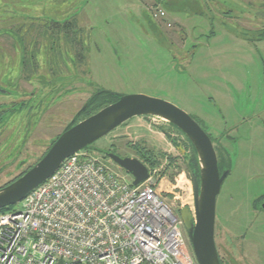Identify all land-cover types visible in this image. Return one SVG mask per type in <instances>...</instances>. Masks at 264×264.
<instances>
[{
  "label": "rangeland",
  "instance_id": "rangeland-1",
  "mask_svg": "<svg viewBox=\"0 0 264 264\" xmlns=\"http://www.w3.org/2000/svg\"><path fill=\"white\" fill-rule=\"evenodd\" d=\"M246 1L213 0L217 5L214 11L207 10L210 8L207 0H29L31 4L26 6L32 11L30 14L43 16L39 10L46 9L44 16L49 14L63 19L73 6L82 4L79 14L71 22L85 27L82 37L85 38L89 64L86 81L91 90L161 99L195 118L213 137L220 138L224 132L220 139L221 153L226 155L229 173L216 198L215 227L221 229L229 244L234 242L235 231L245 230L250 234L256 228L264 236V213L259 212L255 217L251 207L257 197L264 195V38L259 41L258 32L241 27L248 26L243 17L264 26V0ZM3 3L0 0V18H6L10 9ZM201 12L202 16L199 15ZM209 18L214 23L212 29ZM189 19L193 23L189 26L195 25L196 20L203 23L198 26L199 32H194L202 45L193 57L189 55L185 69L182 66L174 68L170 53L182 45L180 33L185 28L183 22L188 23ZM178 22L183 23V27ZM159 25L164 27L163 30ZM151 28H156L159 35L153 34ZM208 34L211 35L209 40ZM168 39L175 44L171 45ZM0 43L5 45L4 41ZM191 47L189 41L184 45L185 49ZM62 51L68 52L67 49ZM4 60L1 54L3 65ZM64 63L67 67L63 72L72 73L70 60L66 59ZM10 69H13L11 76L15 77L16 65ZM46 83L39 91L59 89L60 104L55 107V112L40 118L42 130L38 129L28 141L27 136L19 135V146L22 140L23 144L26 142L24 156L27 163L20 169H13V175L41 158L54 136L71 121L73 111L78 110L87 98L76 90L78 92L61 103L65 94L61 87L68 86L65 78L60 76ZM79 84L76 86L80 87ZM49 102V98L43 99L38 105V114H31L30 109L28 133L39 123L38 116ZM148 117L130 118L92 146L102 151L114 144L118 153L124 155L132 153L128 144L141 143L156 155L176 157L177 149L169 138L182 139V135L167 122ZM159 127L170 135L169 138ZM16 144L14 138H5L1 149L12 150ZM178 163V170H169L166 174L158 170L159 178L155 183L165 201L179 214V210L186 207L193 211V190L187 169ZM8 176L7 172L0 173V188ZM256 204L258 209L259 203ZM19 207L20 203L14 205L13 210ZM256 235L255 238L246 236L244 242H234L237 250L242 248L248 257L245 261L242 258L241 264H264V237Z\"/></svg>",
  "mask_w": 264,
  "mask_h": 264
},
{
  "label": "built area",
  "instance_id": "built-area-1",
  "mask_svg": "<svg viewBox=\"0 0 264 264\" xmlns=\"http://www.w3.org/2000/svg\"><path fill=\"white\" fill-rule=\"evenodd\" d=\"M103 155L69 156L17 210L0 212V264H197L156 187Z\"/></svg>",
  "mask_w": 264,
  "mask_h": 264
},
{
  "label": "flooded vegetation",
  "instance_id": "flooded-vegetation-1",
  "mask_svg": "<svg viewBox=\"0 0 264 264\" xmlns=\"http://www.w3.org/2000/svg\"><path fill=\"white\" fill-rule=\"evenodd\" d=\"M3 1L5 5L10 6L9 13H6V18H0V42L4 41L5 43L4 46L0 43V55L3 54V57L6 60H4V65L3 62H0V173L7 172L9 174L7 181L3 185L5 186L17 179L26 170H28V168L31 167L30 166L26 168L24 171L18 174H12L13 169H20L22 164L27 163V158H25L24 156L26 142H24L23 144L24 140H22V144L19 146V135L21 134L22 137L27 136L26 141H28V138L30 139L31 137H33V134H35L38 129L42 130L43 121L40 123V118L42 119L44 115L50 114L51 112H55V107L60 104V93L57 94L59 89H57L56 91V89L54 88L52 90H47L45 93H43V91H39V87L41 85H47L48 83L46 82L56 80L57 78L62 76L66 80L65 85L68 86H66L65 88L64 86L57 83V86H62L61 88H64L65 90V94L63 96V99L61 100V103H63L64 100H66L69 96H73V93L78 92L76 90L81 91V93L83 92L84 95L87 96L85 102L78 110H76L75 112L72 110L73 116L70 117L71 121L65 126L62 132H64L71 126L83 121L84 119H87L88 117L92 116L104 107L116 102L118 99L110 104H107L98 111L87 115V109L91 98L93 96H97L101 92L108 91L99 89L91 90L87 86L88 82L86 81V78L87 76H89V64L87 61V49L83 42L85 38L82 37L83 30L85 29V27H82L78 24H73L71 22L72 19L79 14L78 10H81L82 4L77 7L73 6L71 8V12L66 16V18L60 19L56 17H50L49 14L48 16H44L46 9H38L39 11H41V15L43 16H38L36 13L30 14L32 11L26 7L28 6V4H31V2L29 3V0ZM207 1L209 2L206 3L210 4V8L207 10L214 11L216 3L214 4V2H212L213 0ZM50 3L51 1L49 2V4ZM202 13L203 12H201V14L199 15L202 16ZM27 15L31 16L27 17ZM210 18L208 19V23H210L209 27L210 29H212L211 27L214 23L213 20H211ZM242 19H244L246 23L248 22V26H242L240 24L241 27L247 29L248 31H255L256 33L258 32L257 40L262 41V39L264 38V26L262 25V23H259L255 20L254 22H250L248 20V17H243ZM190 21V19L188 20V23L182 21L183 23H185V28L183 27V23L178 22V25L183 27L180 33L182 45H177L178 50H173L170 53L172 54L171 62L174 65V68H177V66H182V68L185 69V62L188 61V58L193 57L195 50L202 45L200 39L195 38L194 32H199L200 29H198V26L199 24L203 25V23H199V21L201 20H196V22L194 23L195 25L189 26L190 24H193ZM66 22L68 24L64 25V23ZM166 26L170 27V25ZM159 28L162 29L164 27L162 25H159ZM151 31L153 34L159 35V32L156 28H151ZM210 34H212V32H210ZM210 34H208L207 36L208 40L211 36ZM168 40L171 41L170 39ZM188 41L191 43V48H193L194 51L193 49L190 50L191 48H184L185 43H187ZM171 42V45L175 44L173 41ZM65 49H67L68 52L62 51ZM57 52H61L62 54H57ZM185 53L187 54L186 57L184 55ZM66 59L70 60L73 67V71L70 74H66L63 72V70L67 67L64 63ZM14 65H16V75L15 77H12L11 75L13 73V69L10 68ZM39 70L41 72H39ZM179 73L183 72L179 71ZM77 83H80V87L76 86ZM49 84L52 85V83ZM117 96L119 98V95ZM44 98H49L50 102L47 104L48 106L46 107V109H44L42 115L38 116V122L40 124L37 123L29 131L30 133H28L27 131L30 128L28 120L30 116L29 111L31 109V114H38V105L43 102ZM28 102H32V104L29 105ZM62 106L66 108V106ZM68 110L71 111V109ZM148 118L152 120L154 119V116ZM190 118L201 128V130L210 139L214 151L216 153L217 166L219 172L221 173L223 171H227L229 173L227 169L228 167L226 166L227 162L225 161L226 155H224L223 152L221 153L222 147L220 144V139L225 135L224 132L222 133V137L220 138L213 137L211 134L206 132V130L200 125V122H198L195 118L191 116ZM124 123L120 125H123ZM51 126L53 128L56 127V125L53 126L52 124ZM168 126L173 130L177 131L179 134H181L182 139H175L171 137L169 138L170 135L159 127L160 131L164 135H169L168 138L172 146L177 149L176 157L164 154L166 155V159L162 162L160 166H154L152 169H150V164L147 162V153L149 149L141 143L128 144V147L132 151V153H126L124 155L118 153L114 144L111 145L109 149H104L102 151L106 153L115 154L122 158H136L141 163H143L147 167V169H155L160 171L163 167H165L167 163H169L167 157H172L174 158V162L170 167L171 170H178V162H181L183 166L187 169V174L191 181L190 171L193 170L195 162L193 161V154L191 151V146L189 145L190 142L185 137V135L182 134L174 125L168 123ZM16 133L18 134L16 135ZM61 133L59 132L57 135L54 136V138L50 141L49 146L45 150L44 154ZM5 138H14L17 141L16 146L12 150H9L7 148L1 149V143L2 141H4ZM92 148H94V146H92ZM218 158H220V161L218 160ZM256 203H259L258 209L256 208ZM251 207L256 213L255 217H258L260 213H264V195L257 197L252 202ZM263 225L264 223L262 221V226ZM215 229H217L218 231L216 230V232ZM215 229L214 242L220 264H241L242 258L243 260L248 259V257H246L245 251H243L242 248L240 250H237L236 245L234 244L235 241L244 242L246 236L255 238V236L257 237L256 234H260V237L262 238L264 237L263 232L257 231L256 228H253L250 234H247L248 231L245 230L244 232L235 231L236 233L233 235L234 242L229 244L230 242L226 241L223 233L221 232V229L218 227H215ZM239 245H241V243ZM188 246L190 248L189 242Z\"/></svg>",
  "mask_w": 264,
  "mask_h": 264
},
{
  "label": "water",
  "instance_id": "water-1",
  "mask_svg": "<svg viewBox=\"0 0 264 264\" xmlns=\"http://www.w3.org/2000/svg\"><path fill=\"white\" fill-rule=\"evenodd\" d=\"M136 116H154L174 125L192 145L198 178L190 171L193 211L179 210V217L197 264H220L215 242V205L227 171L219 172L212 143L188 114L161 99L144 95H124L83 121L62 132L46 153L14 181L0 188V209L19 204L44 183L71 155L87 149L118 125ZM123 169L137 186L149 176L147 167L136 158L102 153Z\"/></svg>",
  "mask_w": 264,
  "mask_h": 264
},
{
  "label": "trees",
  "instance_id": "trees-1",
  "mask_svg": "<svg viewBox=\"0 0 264 264\" xmlns=\"http://www.w3.org/2000/svg\"><path fill=\"white\" fill-rule=\"evenodd\" d=\"M66 24H68V23L67 22L64 23V25H66ZM117 99H118L117 95L111 94V93H108V92H101L97 96H93L91 98V100L89 101V105H88V109H87V113H88L87 115L98 111L99 109L103 108L107 104H110V103L116 101ZM189 145L191 146V151H192V154H193V161L195 162V166H194L192 171L196 175V177L198 178V175H197L198 174V167H197V161L195 159L196 158L195 151H194V149H193V147H192V145L190 143H189ZM87 150H90V151H93V152H96V153H99V154L103 153V151H101V150H96V149L92 148V145L89 146L87 148ZM104 153H106V152H104ZM147 155H148L147 156V162L150 164V167H151L150 169H152L154 166H160L162 164V162L165 161V159H166V155H164V154L155 155L153 153V151H151V150L148 151ZM167 159H168L169 163H167L165 165V167L162 168L161 174H166L167 171L171 170L170 167H171L172 163L174 162V158L167 157ZM226 166H227V163H226ZM10 209H13V206L0 209V212L6 211V210H10Z\"/></svg>",
  "mask_w": 264,
  "mask_h": 264
}]
</instances>
